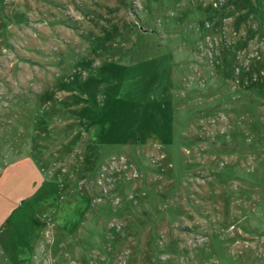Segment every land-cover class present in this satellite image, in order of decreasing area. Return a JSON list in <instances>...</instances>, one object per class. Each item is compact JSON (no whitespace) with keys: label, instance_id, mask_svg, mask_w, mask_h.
<instances>
[{"label":"rangeland","instance_id":"1","mask_svg":"<svg viewBox=\"0 0 264 264\" xmlns=\"http://www.w3.org/2000/svg\"><path fill=\"white\" fill-rule=\"evenodd\" d=\"M0 264H264V0H0Z\"/></svg>","mask_w":264,"mask_h":264}]
</instances>
